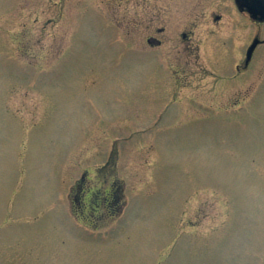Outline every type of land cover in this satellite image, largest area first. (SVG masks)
<instances>
[{
    "label": "rangeland",
    "instance_id": "374dc122",
    "mask_svg": "<svg viewBox=\"0 0 264 264\" xmlns=\"http://www.w3.org/2000/svg\"><path fill=\"white\" fill-rule=\"evenodd\" d=\"M254 37L234 0H0V264H264Z\"/></svg>",
    "mask_w": 264,
    "mask_h": 264
},
{
    "label": "water",
    "instance_id": "95a60500",
    "mask_svg": "<svg viewBox=\"0 0 264 264\" xmlns=\"http://www.w3.org/2000/svg\"><path fill=\"white\" fill-rule=\"evenodd\" d=\"M235 4L240 11L245 9L253 19L264 21V0H235ZM258 42V38L254 39L247 48L245 64L250 60Z\"/></svg>",
    "mask_w": 264,
    "mask_h": 264
},
{
    "label": "flooded vegetation",
    "instance_id": "af4514ba",
    "mask_svg": "<svg viewBox=\"0 0 264 264\" xmlns=\"http://www.w3.org/2000/svg\"><path fill=\"white\" fill-rule=\"evenodd\" d=\"M212 18L215 19V20H220V16L218 14L212 15ZM253 21L254 22H258L256 20H253ZM161 30L162 29H160V31ZM180 35H181V37H182L183 40H187L188 38H190V36L192 35V33L182 32ZM147 42L148 43H154L156 45H159L161 43V39L154 38V37L148 35Z\"/></svg>",
    "mask_w": 264,
    "mask_h": 264
}]
</instances>
